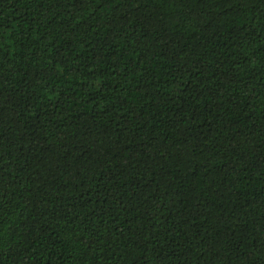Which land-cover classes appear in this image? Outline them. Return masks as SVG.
I'll return each instance as SVG.
<instances>
[{"label": "trees", "instance_id": "obj_1", "mask_svg": "<svg viewBox=\"0 0 264 264\" xmlns=\"http://www.w3.org/2000/svg\"><path fill=\"white\" fill-rule=\"evenodd\" d=\"M0 264H264V0H0Z\"/></svg>", "mask_w": 264, "mask_h": 264}]
</instances>
